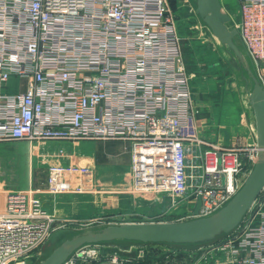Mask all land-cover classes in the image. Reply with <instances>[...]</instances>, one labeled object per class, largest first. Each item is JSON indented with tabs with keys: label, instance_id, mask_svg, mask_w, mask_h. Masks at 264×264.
Segmentation results:
<instances>
[{
	"label": "built area",
	"instance_id": "built-area-1",
	"mask_svg": "<svg viewBox=\"0 0 264 264\" xmlns=\"http://www.w3.org/2000/svg\"><path fill=\"white\" fill-rule=\"evenodd\" d=\"M238 4L240 21L232 24L264 87V0ZM177 19L170 0H0V142L34 148L123 140L131 192L170 198V207L147 221L216 212L241 188L259 147L254 130L251 141L232 144L202 134ZM64 156L62 148L48 157ZM49 171L46 189L7 192L0 264H31L57 232L89 224L61 218L42 198L91 191L87 171L72 177L59 161ZM103 245H86L63 264H137L147 253L132 245L104 254ZM186 251L183 260L163 264H264V188L234 231Z\"/></svg>",
	"mask_w": 264,
	"mask_h": 264
},
{
	"label": "crops",
	"instance_id": "crops-1",
	"mask_svg": "<svg viewBox=\"0 0 264 264\" xmlns=\"http://www.w3.org/2000/svg\"><path fill=\"white\" fill-rule=\"evenodd\" d=\"M189 1L193 4L192 0ZM182 50L184 54L183 47ZM190 86L196 97L197 94L206 92L209 99L206 101L205 110H201L197 115L201 124L205 125L202 134L209 137L211 133L214 138L212 140L225 144L239 141L238 126L234 121V115L230 114L231 102L227 99L223 101L222 98L219 105L214 103L217 100L214 98L220 96L218 95V86H214L209 80L202 84L196 79L191 80ZM222 114H225L227 119L230 118L231 122L223 121ZM210 125H215V129ZM209 138L211 139V137ZM16 145L28 150L30 146L25 141L17 142ZM62 148L65 150L66 156L59 159L48 157L56 154ZM29 151L25 165L14 178L16 183L8 184L6 180H0V195H4L0 197V209L6 206L7 192L15 190L6 187L17 185L19 187L17 190L28 189L32 185L40 189L49 187L47 182L49 167L58 161L62 165H68V162L71 161L78 163L87 171L89 178L86 180L87 184L95 185L91 191L84 193L60 192L52 195L45 192L42 194L46 206L50 209L55 208L63 219H79L89 222V224L97 223L96 226L147 221L166 211L171 205H166L161 198L150 200L146 196L131 192L132 172L129 171L131 153L130 145L126 141H85L77 146L70 143L47 142L36 145L34 148L31 147ZM6 174L7 178L12 179L11 173L6 172ZM11 184L13 185L11 186Z\"/></svg>",
	"mask_w": 264,
	"mask_h": 264
},
{
	"label": "water",
	"instance_id": "water-1",
	"mask_svg": "<svg viewBox=\"0 0 264 264\" xmlns=\"http://www.w3.org/2000/svg\"><path fill=\"white\" fill-rule=\"evenodd\" d=\"M200 21L221 46L224 56L238 77L242 97L254 122L259 152L254 165L237 193L209 216L184 221H139L101 224L83 228L65 237L36 264H63L77 250L92 244L124 242L131 245L161 243L193 248L222 239L244 220L264 188V87L239 30L221 0H192ZM202 204L198 199L194 212Z\"/></svg>",
	"mask_w": 264,
	"mask_h": 264
},
{
	"label": "rangeland",
	"instance_id": "rangeland-1",
	"mask_svg": "<svg viewBox=\"0 0 264 264\" xmlns=\"http://www.w3.org/2000/svg\"><path fill=\"white\" fill-rule=\"evenodd\" d=\"M225 9L232 17L233 23H239V4L238 0H221ZM170 5L174 10V13L177 16V21L180 27V34L182 40V47L184 48V68L186 70L187 76H189V81L191 80H199L202 84L206 83V81H210L214 86H218L220 95L215 104L219 105L220 101L229 100L230 107L232 110L230 111L231 115H234L233 118L236 121V126H238V140L237 142H249L254 139L253 130H254V122L251 114L249 113V109L246 103L243 100L242 92L240 90V84L238 77L233 69L231 68L228 60L224 56V52L221 49V46L215 41L212 37L211 33L207 30V28L200 21V18L197 16L195 11V6L190 3L189 0H170ZM243 44V43H242ZM216 83H215V81ZM193 98L195 100L197 106V115L201 110H205L206 101H208L207 93L205 94H197L195 96L194 91L192 90ZM208 109V107H206ZM203 112V111H202ZM199 119V118H198ZM221 119L223 121L231 122V119L228 118L225 114H222ZM213 124V123H211ZM203 125V124H202ZM205 128V125H203ZM211 128L215 129V125H210ZM211 130V129H210ZM212 131V130H211ZM213 132V131H212ZM214 134V133H213ZM255 134V132H254ZM206 136V135H205ZM213 135H209L211 139ZM208 137V136H206ZM214 139V138H213ZM90 141V140H87ZM93 141V140H91ZM85 142V141H82ZM17 142H0V180L4 179L10 183H16L14 178L19 174L22 167L25 165L28 152L31 150V144L29 146V150L23 148L22 146H17ZM64 167L71 168L74 170L72 172V177L76 178V174L78 169H81V166L76 162H68V165H64ZM129 171L132 172V164H129ZM6 172L11 173L9 179L6 177ZM48 171V175H49ZM55 180L59 181L57 173L54 174ZM48 176L47 178H49ZM6 178V179H5ZM11 181V182H10ZM13 181V182H12ZM3 182V181H2ZM13 184H11L12 186ZM1 187V186H0ZM9 189H17V185L12 187H6ZM4 196V195H0ZM7 197V195H6ZM165 201L166 205L169 206L170 198L164 193L161 195V200ZM167 206V207H168ZM184 203H182L181 209L184 208ZM97 223L90 224L87 226H71L68 229L61 230L57 232L51 240H49L42 248L41 255L49 254L52 249L58 245L61 240L65 237L70 236V234L77 232L83 228L87 227H95ZM127 247L125 249L130 248L132 246L129 245H114L108 244L103 245L102 252L113 253L118 250V247ZM120 254V253H119ZM40 258V257H39ZM215 258H223V254H219L215 256ZM37 261H33L31 264H36Z\"/></svg>",
	"mask_w": 264,
	"mask_h": 264
},
{
	"label": "trees",
	"instance_id": "trees-1",
	"mask_svg": "<svg viewBox=\"0 0 264 264\" xmlns=\"http://www.w3.org/2000/svg\"><path fill=\"white\" fill-rule=\"evenodd\" d=\"M104 245L114 244V245H129L124 242H109L103 243ZM143 246L147 247V253L143 260L139 261L137 264H163L165 262L173 263L175 261H181L186 258L187 251L189 249H195L189 245H165L161 243H147ZM38 261V259H36Z\"/></svg>",
	"mask_w": 264,
	"mask_h": 264
}]
</instances>
